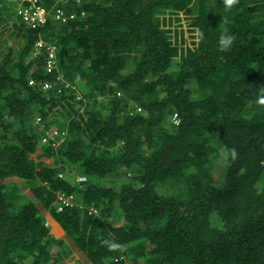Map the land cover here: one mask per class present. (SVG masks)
Wrapping results in <instances>:
<instances>
[{"label": "trees", "instance_id": "16d2710c", "mask_svg": "<svg viewBox=\"0 0 264 264\" xmlns=\"http://www.w3.org/2000/svg\"><path fill=\"white\" fill-rule=\"evenodd\" d=\"M41 3L0 0V264H264V0Z\"/></svg>", "mask_w": 264, "mask_h": 264}, {"label": "built area", "instance_id": "2783aa9c", "mask_svg": "<svg viewBox=\"0 0 264 264\" xmlns=\"http://www.w3.org/2000/svg\"><path fill=\"white\" fill-rule=\"evenodd\" d=\"M7 4L11 3L14 6H18L19 10L18 12L23 15L25 21L31 25L32 27H36L39 23H45L47 21V16H46V9L42 5L41 0H4ZM3 5H1L2 7ZM55 19H62L65 20L64 18V11L62 9H58L57 12L54 14ZM2 22H1V17H0V28L2 27ZM45 44H48L46 40L40 38L36 42V47H43ZM48 51H49V58H47L46 61V69L48 71H52L53 69L56 68V63H57V46L53 43L48 44ZM32 83L34 82L31 80ZM45 88L49 87V83L44 84ZM178 117L177 114L174 115V120L176 121V118ZM38 120H40V117H38ZM60 133H58L56 130L53 131L52 133L48 132L46 133V136L44 137V141H46L48 138L52 139L54 141H60L59 138L58 140L56 139L59 137ZM61 198V196H60Z\"/></svg>", "mask_w": 264, "mask_h": 264}, {"label": "clouds", "instance_id": "9594fccd", "mask_svg": "<svg viewBox=\"0 0 264 264\" xmlns=\"http://www.w3.org/2000/svg\"><path fill=\"white\" fill-rule=\"evenodd\" d=\"M224 3H225V7L226 8H228V9H230L231 7H232V5L233 4H235V3H237V0H224ZM18 12V9L17 10H15V12ZM19 13V12H18ZM3 19V18H2ZM1 19V22L3 23L2 24V26L4 25V24H6L5 23V21H3ZM23 20H24V22H26L25 21V19H24V17H23ZM48 20V19H47ZM11 23H12V21H10ZM47 22V21H46ZM45 22V23H46ZM27 23V22H26ZM28 24V23H27ZM31 26V25H30ZM32 27V26H31ZM32 28H34V27H32ZM201 35V37L203 36V33H201L200 34ZM43 39V38H42ZM234 39H235V37H234V35H232V34H230V33H228L227 31H224V32H222L221 34H220V36H219V38H218V41H217V44H218V50L219 51H227L231 46H232V44H233V41H234ZM257 102H264V94H260L258 97H257ZM231 154H232V156L233 157H235L236 156V149L235 148H233V149H231ZM224 155H227V153H224ZM90 208H93V207H90ZM90 208H89V210H90ZM91 211V210H90ZM92 212H94V213H98V209H94V210H92ZM50 214V213H49ZM48 222V221H47ZM46 222V223H47ZM47 225H50L49 223H47ZM53 234V233H52ZM54 235V234H53ZM57 237V236H56ZM109 247L110 248H116V247H118V245H115V244H110L109 245ZM120 259H124V257L122 256V257H120Z\"/></svg>", "mask_w": 264, "mask_h": 264}, {"label": "rangeland", "instance_id": "374dc122", "mask_svg": "<svg viewBox=\"0 0 264 264\" xmlns=\"http://www.w3.org/2000/svg\"><path fill=\"white\" fill-rule=\"evenodd\" d=\"M7 6L8 7H11V8H13L14 10H19V7L18 6H14L13 4H11V3H8L7 2ZM5 13V12H4ZM36 124H38V125H40V123H39V120H38V117H37V119H36ZM42 151L41 150H38L35 154H33L34 156H35V158L36 159H38V155L41 153ZM43 160H45L46 162H53V158H43ZM227 164V160L226 159H224V158H222L221 160H219V166L221 167V169H222V171L224 172V166ZM218 173V172H217ZM120 175H122L120 172H119V174L118 175H114V176H112L111 178L113 179V180H115V179H122V178H120L119 176ZM91 209V208H90ZM52 215L51 214H49V212H47L46 213V221H48L47 223H49L50 225V232L51 233H53L55 236H57V237H59V238H61L62 237V235L64 234V228H63V234H62V232H59L58 230H55L54 229V227L52 226V224H51V220H50V217H51ZM61 225V224H60ZM62 226V225H61ZM77 260H81V256H80V253L78 252V251H76V250H71L70 251V253L67 255V257H66V259H65V264H74V263H76V261Z\"/></svg>", "mask_w": 264, "mask_h": 264}, {"label": "crops", "instance_id": "0c3cea01", "mask_svg": "<svg viewBox=\"0 0 264 264\" xmlns=\"http://www.w3.org/2000/svg\"><path fill=\"white\" fill-rule=\"evenodd\" d=\"M50 220L52 221L51 224L56 223V224L61 228V230H62V234H63L64 231H63V228H62V226L60 225V223H59L55 218H53L52 216L50 217ZM52 226H53V225H52ZM64 234H65V232H64ZM64 234H63V235H64ZM63 235H62V236H63Z\"/></svg>", "mask_w": 264, "mask_h": 264}, {"label": "bare ground", "instance_id": "6f19581e", "mask_svg": "<svg viewBox=\"0 0 264 264\" xmlns=\"http://www.w3.org/2000/svg\"><path fill=\"white\" fill-rule=\"evenodd\" d=\"M36 28V27H35Z\"/></svg>", "mask_w": 264, "mask_h": 264}]
</instances>
